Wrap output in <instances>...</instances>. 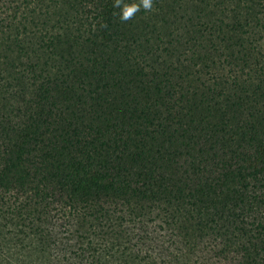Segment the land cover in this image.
Wrapping results in <instances>:
<instances>
[{
  "label": "rangeland",
  "instance_id": "obj_1",
  "mask_svg": "<svg viewBox=\"0 0 264 264\" xmlns=\"http://www.w3.org/2000/svg\"><path fill=\"white\" fill-rule=\"evenodd\" d=\"M109 2L114 4V0H0V154L6 156L5 149L12 148L7 142L13 140L5 136H18L31 129L36 118L41 119L40 88L43 91L49 84L58 97L70 93L77 101L71 66L77 51L93 46L94 33L100 34L101 13ZM13 5L16 15L10 10ZM127 22L130 33L140 25L155 35L146 48L150 52L139 58L147 64L148 73L133 78L125 89L107 91L104 99L97 92H85L77 108L89 119L105 110L103 120L123 122L132 133L131 148L109 145L104 149L108 156H102L101 162L122 171L132 187L144 189L123 192L129 200L117 211L125 217L121 219L127 235L136 240L135 235L142 233L150 253L160 257L169 254L166 246L183 242L185 233L186 241L195 240L205 220L219 218L233 206H250L243 200L246 197H264V172L247 174L243 167L248 162L242 159L243 152L253 151L254 146L259 155L264 153L260 127V123L264 126V0H153L152 11L141 8ZM12 23L21 25L19 30L11 31ZM120 32L110 48L126 43ZM183 67H188L186 72ZM178 70L180 76L175 75ZM238 104L243 111L236 110ZM51 116L64 125L82 123L86 117H76L70 108ZM53 126L54 122L48 125ZM251 132L259 140L253 142ZM225 143L232 146L225 148L228 153L240 154L237 163L229 164V155L213 161L212 154L206 158L201 153V147L218 150ZM204 165L217 174L225 173L227 184L221 194L213 182L212 189L198 179L183 187L187 177L193 182ZM3 167L0 160V174ZM54 187L51 183L46 190ZM61 195L58 187L47 198L26 186L0 189V264H48L45 215L56 213L54 225L61 236L74 235L59 210L63 205L70 208ZM100 226L95 232L102 230ZM106 228L125 237V230L121 232L116 223ZM88 231L78 228L82 241L89 240ZM59 252L69 254L66 249ZM93 252L94 257L100 254L99 249Z\"/></svg>",
  "mask_w": 264,
  "mask_h": 264
},
{
  "label": "trees",
  "instance_id": "obj_2",
  "mask_svg": "<svg viewBox=\"0 0 264 264\" xmlns=\"http://www.w3.org/2000/svg\"><path fill=\"white\" fill-rule=\"evenodd\" d=\"M10 10L16 15L18 9L13 5ZM114 10L113 3L109 2L105 5L99 20L100 34L94 33V40L91 43L93 46L77 51V60L72 66L69 65L75 77L72 90L76 94L77 101L70 93L63 99L58 97L48 84L43 91L41 88L39 91L42 100L41 119L36 118L32 128L23 130L18 136H5L7 140L13 142H7L12 148L5 149L6 156L0 154V160H3L4 164L0 174V189L26 186L34 189L42 198L52 195L56 187L61 190L60 200L70 208L63 205L59 210H62L61 212L67 217L65 223L67 230L75 232L72 236H61L54 225L55 212L42 218L49 232L48 264H93L96 260L101 261L102 264L115 262L116 264H264V197L258 196L260 194L243 199L250 205L248 207H246L247 203L241 204L238 209L233 206L229 213H222L221 217L213 218L210 222L205 220L201 224V234L195 240L186 241L188 237L185 233L183 242L178 244L173 242V245L166 246L169 247V254H162L160 257H153L142 233L138 232L135 235L136 240L127 235L122 221L125 217L117 211L124 207L122 203L129 200V196L123 192L144 189L139 185L132 187L131 180L125 178L122 171L117 170L116 173L114 171L116 167H109L101 162V159L102 156H108L104 150L107 146L113 145L114 149L119 145L131 148L134 137L123 122L115 121L111 124L108 118L103 120L101 115L105 110L96 117L91 114L93 116L89 119L84 112L79 114L77 108L83 104L78 102H82L81 99L85 100L83 98L85 92L87 95L92 94L93 91L97 92L98 98L104 99L108 94L107 91L125 89V86L129 87L128 84L133 78L145 77L148 73L145 71L147 64L142 59L139 61V58L150 52L146 48L154 41L153 31H145L143 26L135 25L134 32L130 33L129 22H116L113 16ZM105 24L107 27H103ZM20 26L18 23H12L10 30L14 32L19 30ZM118 31L122 34L121 41L125 40L126 43L110 48L111 41H116L119 36ZM131 42L134 43L133 46L128 47ZM187 69L188 67H183L185 72ZM181 74L182 71L175 73L177 76ZM171 86L176 89L175 91L179 90L176 85L171 84ZM156 89L158 91L159 87ZM156 89H151L150 92L155 93ZM178 92L179 95L183 94L180 90ZM68 108L76 117L86 116L82 123L75 121L64 125L60 120H52L51 114L62 113L63 109ZM242 109V105L236 106L237 111ZM96 111L94 107L93 112ZM94 120L96 125L92 126ZM246 121L254 122L248 118ZM51 122H54L55 126L50 128L48 125ZM260 127L264 130L261 123ZM55 132L57 133L54 134ZM250 137L253 142L258 139L252 135V132ZM235 143L239 146L241 144L239 141ZM226 147L232 146L225 143L222 149L218 150L217 147L214 150L201 147V153L212 154L213 161L216 157H220L219 161H223L224 157L229 155L231 157L229 164H232V160L233 163H237L240 154L234 151L228 153ZM254 147L253 151H245L242 156V159L248 162L243 169L250 175L264 172V153L263 156L259 155L256 146ZM231 173L233 174L232 171ZM197 179L199 182L204 181L202 184L209 183L210 185H206L212 189L211 182H213L214 190L218 194L222 193V187L227 184L225 173L217 174L209 166L204 165L203 171L193 182L189 183V176L187 177V181L182 183L183 187L186 188ZM51 183L55 187L47 191L46 188ZM198 187L202 189L201 185ZM182 189L179 193H182ZM111 197L114 198V202H111ZM54 207L57 209V206ZM81 211L83 213L79 215L78 212ZM114 223L121 227V232L125 230L124 238H119L120 235L106 228ZM96 225H102L100 226L102 230L95 232ZM85 227L89 229L88 241H82L77 234L78 228L81 230ZM95 234L98 238H94ZM60 249L68 250L69 254L61 255ZM98 249L100 254L94 257L93 250ZM134 259L135 262L132 261Z\"/></svg>",
  "mask_w": 264,
  "mask_h": 264
},
{
  "label": "clouds",
  "instance_id": "obj_3",
  "mask_svg": "<svg viewBox=\"0 0 264 264\" xmlns=\"http://www.w3.org/2000/svg\"><path fill=\"white\" fill-rule=\"evenodd\" d=\"M113 7L119 9V13L114 12L113 16H118L121 22H127L134 18L141 8L145 11L153 10V0H133L131 3H126L125 0H114ZM107 27V25H103Z\"/></svg>",
  "mask_w": 264,
  "mask_h": 264
}]
</instances>
